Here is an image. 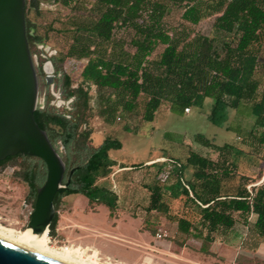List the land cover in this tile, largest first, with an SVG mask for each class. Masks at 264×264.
I'll return each instance as SVG.
<instances>
[{
    "label": "trees",
    "instance_id": "obj_1",
    "mask_svg": "<svg viewBox=\"0 0 264 264\" xmlns=\"http://www.w3.org/2000/svg\"><path fill=\"white\" fill-rule=\"evenodd\" d=\"M54 1L75 13L68 17L64 28L69 34L66 50L48 57L53 66L54 89L64 102L69 101L67 104L56 107L50 103L52 93L43 59L36 65L37 74L44 76L46 90L43 104L34 110V120L46 131L66 166L65 186L58 189L53 199L55 214L49 225L50 235L55 234L62 197L81 194L90 205H104L110 216L117 208V183L115 172L111 171L116 161L109 152L120 149L122 142L106 136L96 147L89 145L91 86L95 87L96 115L108 124L117 119L126 121L140 106L142 120L151 122L164 102L173 111L184 112L185 108L201 107L210 97L213 102L207 118L220 126L227 108L236 109L249 102L250 113L255 117L249 132V143L255 148L249 152L262 153L264 157V149L260 151L264 146V79L255 77L264 49V0H90L88 7L81 0ZM170 3L180 6L182 20L192 25L213 15L212 34L169 33L163 18ZM29 9L39 12V0H25L24 6L26 37L31 55H35L47 35L38 33L27 17ZM116 28L131 29L132 37L128 41L116 38ZM159 45L163 48L153 57ZM67 58L86 59L75 87L63 70ZM123 128L130 131L126 123ZM194 140L216 152L217 158L191 149L184 163L168 160L177 167L181 194L199 211L201 229L194 234L204 241L202 250H206L205 242L215 241L219 234L225 237L237 223L245 227L247 240L254 243L244 241L243 247L257 248L264 240V179L248 189L252 179L239 173L229 158L239 151L235 145H217L200 133L194 135ZM17 159L27 162L21 167V179L29 187L28 198L34 206L36 190L46 177V166L38 157L17 153L0 160V168ZM162 164L156 170L161 184L146 186L149 198L145 214L168 210ZM133 167L124 164L120 168L126 171ZM187 168L191 175L184 178ZM107 176L109 187L99 183ZM257 176L260 179L262 171ZM234 180L237 184L231 186L229 183ZM176 222L184 233L194 226L184 217Z\"/></svg>",
    "mask_w": 264,
    "mask_h": 264
},
{
    "label": "rangeland",
    "instance_id": "obj_2",
    "mask_svg": "<svg viewBox=\"0 0 264 264\" xmlns=\"http://www.w3.org/2000/svg\"><path fill=\"white\" fill-rule=\"evenodd\" d=\"M81 1L86 3L84 7H88L90 0ZM84 7L81 9H85ZM181 12L180 6L172 3L168 5L163 22L169 33L183 31L191 36L195 33L212 34L213 15L203 18L197 25H192L182 20ZM73 13L75 11L54 0H39V12L29 9L27 17L36 26L38 33L47 35L45 44L39 45L40 51L32 55L35 69L41 58L45 63L49 56L66 50L69 34L64 28L67 27L68 17ZM132 33L131 29L116 28L114 36L128 41ZM162 48L163 46L159 45L153 57H156ZM85 63L86 59L67 58L64 61L63 70L71 77L73 87L80 82V72ZM263 63L264 49L261 51V62L255 72V77L259 81L264 79ZM37 76V105H42L46 87L43 82L44 76L38 74ZM49 89L52 93L50 103L57 107L62 100L59 92L54 89L53 83L49 85ZM89 91L92 97L90 101L92 114L87 125L91 129L89 145L96 147L106 136L116 137L122 142L120 149L109 152L110 157L116 161L111 171L115 172L113 178L117 183L119 196L117 208L110 216L109 210L104 205H90L87 198L81 194L62 197L57 209L58 221L55 234L50 235L48 230L47 239L52 246H68L80 248L85 252L91 251L100 259L99 264L106 263L110 258L112 263L120 260V264L133 260L140 252L135 247V242L155 234L158 228L166 229L168 237L173 240L188 242L197 247L202 246L204 241L194 234V231L201 229L199 211L185 195L181 194L177 167L168 160L173 158L184 163L191 149L216 159V152L194 140V135L197 133L203 134L217 145L229 143L239 149L238 153L230 155L229 158L236 163L239 173L248 175L252 179L247 185L248 189L259 185L264 177L263 154L256 155L249 152L254 151L252 149L255 148L249 143V132L255 118L250 113L249 102H243L236 109L227 108L226 118L220 126L212 124L207 118L213 102L210 97L205 98L201 107H191L189 112H175L168 102H164L151 122L142 120L140 106L126 121L117 119L113 124H108L96 115L95 87L91 86ZM125 123L130 131L123 128ZM263 149L264 146L260 151ZM59 152L64 153L61 146ZM155 161L157 163L154 166H147ZM26 163L17 159L0 168V224L22 232L33 209L31 199L28 198L29 187L21 179L23 170L21 167ZM160 163H163L165 179L163 191L167 195L165 200L168 210L166 213L152 211L145 214L144 210L149 198L146 186L153 183L161 184L156 176L157 165ZM124 164L134 167L124 171L120 168ZM139 164L141 166H138ZM261 171L262 177L258 179L257 175ZM190 175L191 170L187 168L184 171V178ZM99 183L111 186L110 176L100 180ZM229 184L235 186L237 182L234 180ZM179 217H184L194 225L190 232L184 233L178 229L176 219ZM140 227L148 229L150 234L140 233L138 230ZM246 237L248 238L245 227L237 223L225 237L217 235L215 242L216 245L226 243L230 246L237 253L238 262L241 264H264V240H261L259 248L252 249L253 247H243L244 241L254 245L252 239L247 240ZM205 244L209 245L206 242Z\"/></svg>",
    "mask_w": 264,
    "mask_h": 264
},
{
    "label": "water",
    "instance_id": "obj_3",
    "mask_svg": "<svg viewBox=\"0 0 264 264\" xmlns=\"http://www.w3.org/2000/svg\"><path fill=\"white\" fill-rule=\"evenodd\" d=\"M24 6L25 0H0V160L23 153L44 162L46 177L36 190L26 224V228L41 233L49 230L55 214L53 199L58 189L65 186L66 166L46 131L34 120L38 76L26 37ZM43 70L46 82L52 84L53 66L49 60ZM0 264L71 263L0 237Z\"/></svg>",
    "mask_w": 264,
    "mask_h": 264
},
{
    "label": "crops",
    "instance_id": "obj_4",
    "mask_svg": "<svg viewBox=\"0 0 264 264\" xmlns=\"http://www.w3.org/2000/svg\"><path fill=\"white\" fill-rule=\"evenodd\" d=\"M138 230L140 233H148V229L140 227ZM197 242L201 244L199 240ZM134 245L140 252L133 260L125 261L124 264H241L237 253L230 246L226 243L216 245L215 241L210 242L204 251L201 245L197 247L168 236L158 239L152 234ZM113 262L120 264V260Z\"/></svg>",
    "mask_w": 264,
    "mask_h": 264
},
{
    "label": "bare ground",
    "instance_id": "obj_5",
    "mask_svg": "<svg viewBox=\"0 0 264 264\" xmlns=\"http://www.w3.org/2000/svg\"><path fill=\"white\" fill-rule=\"evenodd\" d=\"M47 235V228L41 233H35L29 228H25L24 232H22L13 227L0 224V237L8 241L71 264H99L100 259L91 251L85 252L80 248H71L68 246H52L48 242ZM104 264L119 263H112L108 259Z\"/></svg>",
    "mask_w": 264,
    "mask_h": 264
},
{
    "label": "built area",
    "instance_id": "obj_6",
    "mask_svg": "<svg viewBox=\"0 0 264 264\" xmlns=\"http://www.w3.org/2000/svg\"><path fill=\"white\" fill-rule=\"evenodd\" d=\"M42 47V46H41ZM60 103H58V106H61L62 104H64V101H59ZM67 104V102H66ZM190 111V108H185L184 109V112H189ZM168 236V233H167V230L166 229H163V228H158L156 233H155V237L158 238V239H161V238H164Z\"/></svg>",
    "mask_w": 264,
    "mask_h": 264
}]
</instances>
